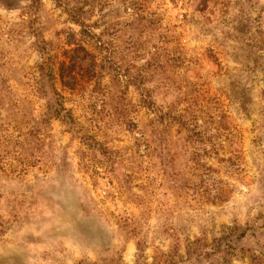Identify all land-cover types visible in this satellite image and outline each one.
<instances>
[{
	"label": "rangeland",
	"instance_id": "rangeland-1",
	"mask_svg": "<svg viewBox=\"0 0 264 264\" xmlns=\"http://www.w3.org/2000/svg\"><path fill=\"white\" fill-rule=\"evenodd\" d=\"M257 252L264 0H0V264Z\"/></svg>",
	"mask_w": 264,
	"mask_h": 264
},
{
	"label": "trees",
	"instance_id": "trees-1",
	"mask_svg": "<svg viewBox=\"0 0 264 264\" xmlns=\"http://www.w3.org/2000/svg\"><path fill=\"white\" fill-rule=\"evenodd\" d=\"M251 259V262L254 264H260L261 262H264V253L263 252H257L256 254H252L249 257Z\"/></svg>",
	"mask_w": 264,
	"mask_h": 264
}]
</instances>
